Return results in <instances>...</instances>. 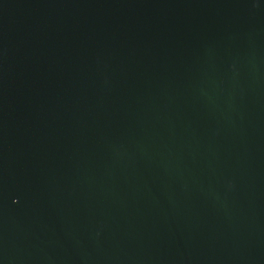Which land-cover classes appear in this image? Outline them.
Instances as JSON below:
<instances>
[{"label":"water","instance_id":"water-1","mask_svg":"<svg viewBox=\"0 0 264 264\" xmlns=\"http://www.w3.org/2000/svg\"><path fill=\"white\" fill-rule=\"evenodd\" d=\"M0 264H264V0H0Z\"/></svg>","mask_w":264,"mask_h":264}]
</instances>
